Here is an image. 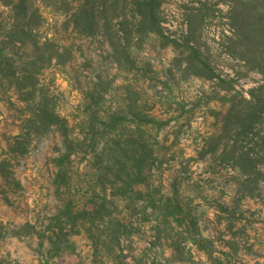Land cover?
Returning <instances> with one entry per match:
<instances>
[{
	"label": "rangeland",
	"instance_id": "rangeland-1",
	"mask_svg": "<svg viewBox=\"0 0 264 264\" xmlns=\"http://www.w3.org/2000/svg\"><path fill=\"white\" fill-rule=\"evenodd\" d=\"M139 1L93 33L42 2L62 60L28 101L0 80V264H264L259 129L222 134L259 79L227 51V0Z\"/></svg>",
	"mask_w": 264,
	"mask_h": 264
},
{
	"label": "trees",
	"instance_id": "trees-1",
	"mask_svg": "<svg viewBox=\"0 0 264 264\" xmlns=\"http://www.w3.org/2000/svg\"><path fill=\"white\" fill-rule=\"evenodd\" d=\"M47 1H55L65 8L74 4L76 27L81 26L90 33L109 21L108 0H0V80L13 85L27 101L35 98L39 75L46 64L62 60L60 45L41 32L44 22L41 3ZM156 1L140 0L139 8L145 6L153 15ZM227 3L231 30L227 51L242 62L245 75L256 73L259 79L247 90L246 96L232 100L223 117L222 134L231 125L240 128L237 134L259 129L260 183L264 181V0H227ZM5 8L10 12L7 19L3 16ZM16 48L20 49L18 53L14 52ZM39 107L36 115L45 118V108ZM50 116L56 125L65 126V119L57 113L52 111ZM242 159L246 168L256 167L249 153ZM177 199L175 195L169 203L174 211L182 212L184 208Z\"/></svg>",
	"mask_w": 264,
	"mask_h": 264
}]
</instances>
